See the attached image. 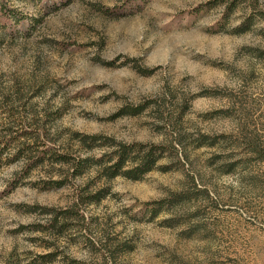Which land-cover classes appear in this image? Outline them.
<instances>
[{
	"label": "rangeland",
	"instance_id": "374dc122",
	"mask_svg": "<svg viewBox=\"0 0 264 264\" xmlns=\"http://www.w3.org/2000/svg\"><path fill=\"white\" fill-rule=\"evenodd\" d=\"M0 6V264H264V160L233 143L264 139V0ZM117 142L161 157L137 180L55 161Z\"/></svg>",
	"mask_w": 264,
	"mask_h": 264
},
{
	"label": "trees",
	"instance_id": "16d2710c",
	"mask_svg": "<svg viewBox=\"0 0 264 264\" xmlns=\"http://www.w3.org/2000/svg\"><path fill=\"white\" fill-rule=\"evenodd\" d=\"M0 14L5 18L6 22H19V19L15 17L10 11L7 13L4 6H0ZM142 107L134 108L129 111L130 115H136ZM237 130L242 133L243 136H235L233 140L234 146H243L246 152V159L264 160V139L253 134L251 131H247L246 125H238ZM24 137V135L22 136ZM100 135L97 134H82L79 132L73 133V139L78 150L82 151V148H90L94 144H98L100 141ZM38 139V138H37ZM26 138L19 139V143L23 144L27 142ZM29 142H35L31 139ZM104 144V143H102ZM142 143L136 145H128L124 142H117L110 146L106 151H103L98 157L94 155L81 156L73 155L71 146L67 147L65 151L56 155L55 161L61 165H64L67 169V175L65 178H72L81 176L87 169L91 170L97 178L105 177L106 179H112L117 176H125L132 180L141 178V175L153 170L154 166L161 157V151L154 149L152 146L148 148L142 147ZM157 150V151H155ZM138 154V155H137ZM140 154V155H139ZM46 151L42 152L38 159H43L46 156ZM133 155H137L133 157ZM237 159L230 161V165H237ZM232 170V169H231ZM230 172V171H228ZM62 177L55 179L56 186L63 185ZM89 199L86 202L94 203L101 200L100 192L97 191L92 195H89ZM82 201L81 193H77L73 203L76 205ZM56 218V216H55Z\"/></svg>",
	"mask_w": 264,
	"mask_h": 264
}]
</instances>
